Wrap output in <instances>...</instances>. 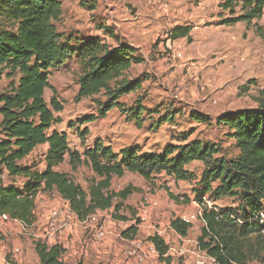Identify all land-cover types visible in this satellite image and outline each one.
Instances as JSON below:
<instances>
[{
	"label": "trees",
	"instance_id": "1",
	"mask_svg": "<svg viewBox=\"0 0 264 264\" xmlns=\"http://www.w3.org/2000/svg\"><path fill=\"white\" fill-rule=\"evenodd\" d=\"M220 7L230 15L223 17L220 25L244 23L254 27L255 34L264 40V28L254 23L264 17V0H224ZM62 13L58 0H0V79L6 73L10 80L0 93V215L31 226L38 195L57 192L80 221L108 210H113L116 220L128 221L119 213L138 190L126 187L117 192L112 188L113 178L130 172L152 184L157 177L165 176L175 182L194 183V201L201 204L205 221L198 248L218 264H251L256 250L250 241L264 237V88L256 108L225 112L216 118V124L226 128L234 141L237 154L232 158L222 155L217 144L189 140L188 135L161 153L143 152L139 146L115 152L102 142L83 152L71 150L67 134L55 129L60 122L56 115L63 111V105L55 91L50 102L45 98L46 91L52 89L50 71L71 56H77L82 70L77 100L94 98L97 104L96 113L78 120L79 125L105 119L110 111L118 109L127 121L142 128L146 116L151 118L155 112L143 105V100H136L130 107L122 102L123 97L143 88L142 76L131 77L134 66L144 62L137 48L121 42L112 31L108 33L116 46L99 37H66L55 25ZM174 33L176 38L186 37L190 29L179 27ZM165 117L151 123L149 129L157 131L173 119ZM192 117L198 123L211 121L205 114ZM86 133L88 130L82 136ZM42 145H48L44 169L27 162ZM67 157L73 171L86 165L93 172L88 191L69 173L56 170ZM194 162L203 164L200 178L187 168ZM171 197L193 201L188 196ZM204 199H233L238 207H210ZM139 223L129 226L122 235L134 239ZM170 225L182 238H187L192 229V224L180 217L173 218ZM149 241L162 258L171 261L166 257L170 247L162 238L154 235ZM35 252L40 264H65L61 245L36 242ZM260 264H264V257Z\"/></svg>",
	"mask_w": 264,
	"mask_h": 264
},
{
	"label": "rangeland",
	"instance_id": "2",
	"mask_svg": "<svg viewBox=\"0 0 264 264\" xmlns=\"http://www.w3.org/2000/svg\"><path fill=\"white\" fill-rule=\"evenodd\" d=\"M58 1L62 3L63 13L55 25L66 37H99L116 46L108 33L112 31L121 42L137 48L144 62L134 66L131 77L142 76L143 88L123 97L122 102L130 107L136 100H143V105L155 112L151 118L146 116L142 128L127 121L118 109L110 111L105 119L79 125L78 120L96 113L97 104L94 98L77 100L82 70L77 56H71L50 71L52 89L45 94L47 102H50L55 91L57 100L63 105V111L56 115L60 122L55 129L67 134L71 150L83 152L96 142H102L105 146L110 145L115 152L124 147L139 146L143 152L161 153L166 146L178 145V141L188 135L189 140L217 144L221 154L228 158L237 154L234 141L228 137V130L219 127L216 118L225 112L257 107L259 93L264 88V40L255 34L254 27L244 23L220 25L223 17L230 16L220 7L224 0ZM254 23L264 28V17ZM179 27L189 28V35L176 38L174 31ZM15 82L18 83V77ZM9 83L5 73L0 79V93L7 89ZM193 114H205L211 121L198 123ZM165 116H173L172 121L164 123L157 131L149 129L151 123L161 121ZM84 130L88 133L82 136ZM45 152L44 146L38 147L27 162H35L40 169H44ZM187 168L200 178L204 167L202 163L194 162ZM56 170L69 173L86 191L94 177L86 165L73 171L68 157ZM5 182L9 180L6 178ZM126 187L138 190L125 201L124 209L119 213L128 221L116 220L113 210L102 211L98 217V223L103 224L106 231L102 240L95 238L91 227L72 223L70 230L57 240V244L65 250L63 262L191 264V256L179 258L175 254L169 262L158 253H151L152 243L149 240L158 231H165L171 248L185 246L192 251L198 247L197 240L202 229L199 221L192 222L188 237L183 239L171 230L170 225L173 218L199 213L200 209L192 204L194 183L175 182L160 176L149 184L130 172L122 178H113L112 188L115 191ZM171 195L188 196L193 201L187 203L184 198L176 201ZM207 200L210 207L227 210L238 207L233 199ZM154 202L157 206H153ZM63 203L57 192H41L36 202L34 229H44L49 211L63 206ZM138 221L137 236L134 239L125 238L122 233ZM250 243L256 250L250 263L260 264V258L264 257V237L259 241L252 239ZM35 244L36 241L26 235L18 224H6L0 230V264H40ZM16 249H19L18 253ZM130 250L147 257L140 261L136 256L128 255Z\"/></svg>",
	"mask_w": 264,
	"mask_h": 264
},
{
	"label": "built area",
	"instance_id": "3",
	"mask_svg": "<svg viewBox=\"0 0 264 264\" xmlns=\"http://www.w3.org/2000/svg\"><path fill=\"white\" fill-rule=\"evenodd\" d=\"M204 201L208 204L207 199H204ZM63 204H64L63 206H56L49 211L47 224L44 229L35 230L34 228L36 227L35 225L36 222H34V224L31 226H27L17 220L11 219L7 215H0V230L6 224L15 223L22 228V230L26 235L30 236L36 242H43V243L45 242L46 244L60 245L59 243L57 244V240L61 239L63 234H66V232L70 230V228L72 227V223L75 222L86 228L91 227L94 236L97 240L105 239L106 237L105 228L103 224L98 223V217L102 214V211H98L95 214L89 216L88 219L85 221H80L78 220L74 212L71 210L69 203L64 200ZM152 204L153 206H157V203L155 202ZM192 204L196 205V207L200 209L199 213L197 215L183 217L182 219L191 224L194 220H197L202 224V226H204L205 221L203 219V209L201 204L196 201H193ZM93 225L96 226L94 227ZM156 235L162 238L169 245L165 231H158ZM15 252L18 253L19 249H16ZM150 252L153 254L158 253L153 244L151 246ZM136 253L137 252L134 250L128 251V255L136 256L140 261H144L147 257L146 254H136ZM175 254L178 255L179 258L191 256L192 258L191 264H218V262L214 258L209 256L207 252L200 250L198 247H196L195 250L192 251H190L185 246H180L177 249L170 247L166 257L172 258L175 256ZM6 264H13V263L6 262Z\"/></svg>",
	"mask_w": 264,
	"mask_h": 264
},
{
	"label": "crops",
	"instance_id": "4",
	"mask_svg": "<svg viewBox=\"0 0 264 264\" xmlns=\"http://www.w3.org/2000/svg\"><path fill=\"white\" fill-rule=\"evenodd\" d=\"M42 146H44L45 147V149H46V152H47V149H48V145H42ZM108 146H110V145H108ZM45 152V153H46ZM149 152H151V151H149ZM17 181H20V179L19 178H17L16 179ZM37 202V201H36ZM175 233V232H174ZM177 235V234H176ZM178 236V235H177ZM180 239H183L182 237H180V236H178Z\"/></svg>",
	"mask_w": 264,
	"mask_h": 264
}]
</instances>
